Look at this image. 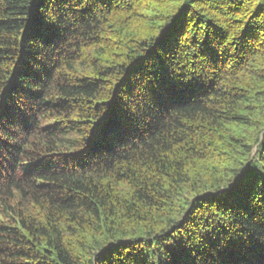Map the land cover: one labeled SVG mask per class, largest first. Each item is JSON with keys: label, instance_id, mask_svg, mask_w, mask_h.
Masks as SVG:
<instances>
[{"label": "trees", "instance_id": "1", "mask_svg": "<svg viewBox=\"0 0 264 264\" xmlns=\"http://www.w3.org/2000/svg\"><path fill=\"white\" fill-rule=\"evenodd\" d=\"M0 264H264V0H0Z\"/></svg>", "mask_w": 264, "mask_h": 264}]
</instances>
